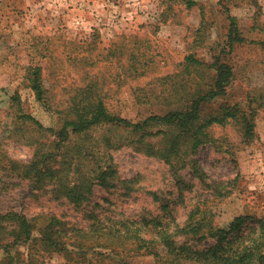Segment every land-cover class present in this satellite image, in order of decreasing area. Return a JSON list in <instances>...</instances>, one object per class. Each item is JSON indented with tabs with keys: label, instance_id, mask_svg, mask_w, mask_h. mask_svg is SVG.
I'll return each mask as SVG.
<instances>
[{
	"label": "rangeland",
	"instance_id": "1",
	"mask_svg": "<svg viewBox=\"0 0 264 264\" xmlns=\"http://www.w3.org/2000/svg\"><path fill=\"white\" fill-rule=\"evenodd\" d=\"M195 1L196 6L187 10L184 0H0V166L8 168L9 160L27 164L37 149L48 150L54 139L27 124L18 128L20 132L16 130V109L10 104L14 92H18L23 112L43 127L60 124L58 116L46 112L35 100L24 78L27 68L41 67L45 83H54V100L60 103L66 100L64 88L85 85L97 74L108 90L105 103L109 111L136 122L162 110L168 86L161 80L186 54L194 53L212 63L210 48L224 49L227 14L238 20L246 41L222 56L235 69V79L227 98L217 99L208 109H216L224 101H241L247 92L264 98V0ZM200 9L206 20L202 41L200 32L194 33ZM81 58L87 59L89 74L80 72L77 61ZM257 107V139L251 144L243 145L227 124L214 127L216 145L200 148L196 158L207 184L188 167L172 172L163 161L134 151L135 137L129 129L101 127L89 133L84 146L103 169L112 167L119 180L115 187L95 185L89 199L78 206L50 190L33 191L27 181L7 177L0 181V214L53 216L69 230L87 229L94 219L138 222L142 217H159L170 227H182L191 212L221 228L240 215L264 217V100ZM81 143V138H75L64 150ZM253 225H257L255 221L249 222L242 231L247 233ZM191 237L178 236L176 241H185L193 250L216 244L214 239L198 242ZM81 241L86 247L97 244L91 235ZM122 243L94 250L99 255L91 256L89 251L73 258L63 253L37 254L29 244L20 245L10 253L0 250V264L169 263L161 252L155 258ZM113 248L116 250L111 252Z\"/></svg>",
	"mask_w": 264,
	"mask_h": 264
},
{
	"label": "trees",
	"instance_id": "2",
	"mask_svg": "<svg viewBox=\"0 0 264 264\" xmlns=\"http://www.w3.org/2000/svg\"><path fill=\"white\" fill-rule=\"evenodd\" d=\"M184 4L189 10L196 6V1L184 0ZM200 15L199 27L194 33L197 35L200 32L202 41L206 20L201 9ZM227 21L229 26L222 43L224 49L210 48L212 63L204 62L194 53L186 54L172 73L161 80L168 86L162 110L136 122L109 111L105 103L109 97L108 90L104 89L105 83L97 74L85 85L64 88L62 91L66 100L60 103L54 100V83H45L41 67L27 68L24 78L35 100L46 112L58 116L60 124L57 128L43 127L23 112L18 92H14L10 104L11 108L16 109V130L19 131L22 124H27L36 133L48 134L54 139L48 143V150L37 149L29 163L9 160L8 168L0 166L3 171L0 181L7 177L27 181L33 191L50 190L57 198L65 197L79 206L89 199L95 185L110 189L119 183L112 167L103 169L98 158L84 146L85 139L93 130L110 127L129 129V133L135 137L134 151L163 161L172 172L177 173L188 167L195 178L207 184L196 156L204 145H216L218 142L213 137L214 127L230 124L243 145L251 144L257 139V106L264 100L262 96L252 97L247 92L241 101H224L216 109H208L217 99L227 98V89L235 79V69L223 61L222 56L231 53L235 44L246 41L238 20L227 14ZM77 64L83 70L80 72L89 74L85 70L88 64L86 58L78 59ZM75 138H81L82 143L64 150ZM226 152L230 154L231 150L227 149ZM175 177L181 184L180 177ZM152 196L156 194L152 193ZM251 221L257 225L249 227L248 232L244 233L242 228ZM88 235L95 238L97 244L86 247L81 240ZM178 236H193L191 238L198 242L214 239L216 244L205 250H193L185 241L178 243ZM119 241L129 243L131 250L135 247L138 252L145 251L155 258H160L161 252L169 258L168 264H264V217L240 215L221 228L212 225L205 216L197 219V215L191 212L182 227H170L169 222L159 217H142L138 222L94 219L87 229L69 230L64 222L53 216L28 218L12 211L0 214V250L6 253L29 244L36 248L37 254L63 253L65 257L73 258L76 254L79 257L88 255L90 251L92 256L99 255L94 250L110 248ZM114 250L110 249L111 252ZM31 257L29 254V260ZM8 260L13 258L8 256ZM87 263L94 264L92 261Z\"/></svg>",
	"mask_w": 264,
	"mask_h": 264
}]
</instances>
